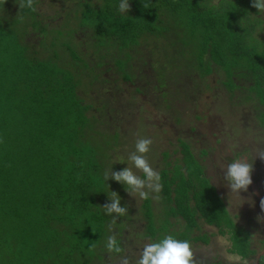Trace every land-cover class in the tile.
<instances>
[{"label": "trees", "instance_id": "1", "mask_svg": "<svg viewBox=\"0 0 264 264\" xmlns=\"http://www.w3.org/2000/svg\"><path fill=\"white\" fill-rule=\"evenodd\" d=\"M11 1L16 0H0L2 10ZM73 1L70 17L74 13L75 28L43 27L37 0H32L31 8L26 0H18L20 16L10 19L9 13L6 22L0 21V264H112L103 253L108 251L126 258L128 264H137L140 258L141 250L136 253L134 239H128L135 228L132 215L107 214L103 207L117 181L106 179L105 155L87 133L93 126L88 112L94 106L79 95L78 76L56 61L55 47H62L75 62H83L74 43V36L83 41L79 32L83 38L92 33V46L114 42L120 50L138 47L147 36L164 37L167 43L173 36L168 46L187 60L199 78L222 71V84L231 93L242 89L241 81L247 83L245 98L256 101L254 113L264 126V40L257 34L263 20L256 16L259 12L251 0H129L127 12L119 10L121 0H103L100 6L92 0ZM28 26L42 35V46L53 49V56L41 58L25 43L23 30ZM128 67L130 61L123 63L117 75L132 84L134 74ZM176 70L183 72L181 67ZM162 79L160 75L163 88L168 81ZM175 152L181 155L180 149ZM204 169L192 173L209 182ZM163 182L169 203L163 204L162 197L155 207L148 197L142 205L143 219L152 232L170 234L181 223L192 232L193 240L201 223L230 227L209 183L207 188L188 175L177 182ZM165 206H170L168 213L163 211ZM164 214L170 231L162 226ZM237 235L235 252L244 258L254 253L248 236ZM172 236L190 240L185 235ZM109 237L115 241L112 249L107 247ZM143 238L151 243L159 240L155 233Z\"/></svg>", "mask_w": 264, "mask_h": 264}, {"label": "rangeland", "instance_id": "2", "mask_svg": "<svg viewBox=\"0 0 264 264\" xmlns=\"http://www.w3.org/2000/svg\"><path fill=\"white\" fill-rule=\"evenodd\" d=\"M17 1L9 2L6 5V8H8L6 11L5 9L2 10L5 6L0 5L1 22H4V19L6 22L5 16L9 13L11 14L8 15L10 19L15 15L20 16V6ZM92 1L99 6L103 4V0ZM210 1L217 3L219 0ZM74 2L73 0H37L36 10L40 14L42 26H46L50 30H65L66 25L76 26V20L73 21L74 13L70 17L71 12L75 9L73 7ZM256 16L263 20V24L257 29V34L264 40V13L256 14ZM168 24L173 27L175 23L169 22ZM23 31L27 33L24 36L25 43L36 50L41 58L53 56V49H46L42 46V35L38 34L33 27L28 26V29ZM52 34L50 32L46 35L48 44ZM79 36L83 41H78V36H74V43L77 45L76 48L80 52L83 62H75L70 53L62 47H55V51L59 54L56 61L59 62L60 66L78 76L77 80L80 81L79 95L87 103L94 106V109L88 112L93 126L90 130H87V133L97 147L99 146V150L102 149V153L105 155L103 160L107 164V177H110V179L112 172L120 171L126 167L143 178V173L135 169L128 159L135 150L136 141L140 138H150L152 141L145 158L160 175V184L162 183L161 190L158 193H149L151 203L155 207L159 205L158 201L162 197L163 204L167 205L169 203L162 191L163 180L172 183L188 175L195 183L202 182L208 188L209 182L206 179L199 180L192 173L204 169L201 160L205 158L207 152L202 148H208V161H210L212 173H208V178H210V175H215L212 170H216L220 162H225L224 166L231 162L229 158L220 155V140L227 142V147L232 152L242 149V145H247L245 147L249 148L248 144L253 142L262 144L263 152L261 151L260 155H264V126L260 122V118L254 113L256 101L245 98L249 94L245 91L247 83L245 84L244 81H241L244 91L240 88L231 93L222 84L225 79L222 71L216 76L210 75L199 78L188 67L187 60L178 56V52V54H175L176 51L168 46V43L170 44L175 39L172 35V38L168 39V43L164 37L156 39L154 36H147L141 40L138 47L123 50H120L119 45L114 42L101 48L96 45L92 46L94 36L91 32L84 38L79 32ZM126 61H130L131 67H128L127 71L130 69L129 71L134 74L132 84L124 83L117 75ZM179 67L182 68L183 72L178 76L175 71ZM160 75L163 77V82L168 81V84L165 83L166 86L163 88L160 87V81L158 80ZM225 85L227 87L226 83ZM136 89H141L140 93H136ZM106 100L110 104H106ZM178 119H183L184 122H180L181 120L178 121ZM198 126L205 133H207V128L208 130L210 127L214 128V131L210 134L211 138L214 135L217 137L214 145L209 141L206 144H204L205 142L202 143L196 129ZM194 129L195 133L191 135L190 131ZM182 133L190 134L188 142L192 144V148L188 142L179 141L182 138ZM176 149H180L181 155L177 156ZM197 152L199 153L197 154ZM260 155L258 161L264 163V159ZM234 156H237V154ZM111 182L114 183L115 180L111 179ZM214 182L216 181L214 180ZM116 184L117 187L108 193L109 195L104 202L109 204L112 198H116L113 194L115 193L119 197L120 206L127 210L124 217L130 218V215H132L135 228H131L130 232L133 235L130 234L128 239H134L133 246L136 253L137 250H142L146 244L151 243L150 238H143L144 234L151 236L155 233V237H159L160 240L161 236L174 235L175 233L181 237L185 235L190 238L189 242L192 241V232L186 231L184 229L186 227L180 225L181 223L176 227L174 225L172 227L173 233L170 234L167 232H163L164 234L158 233V231L152 232L153 230H150L148 226L146 227V220L143 219L146 215L145 210L143 211L142 208L144 199L140 198L137 193L132 192L131 189H127L124 184L120 182ZM110 185L112 186V184ZM110 185L108 189H110ZM197 186L200 185L197 184ZM261 189L264 190V185H261ZM198 190L201 191V188H198ZM215 197L222 203L220 206L223 208L221 212L223 218L225 216L227 221L231 222L229 224L232 235L230 238L234 243V249L239 239L237 233L242 232L248 236L250 245L259 250L262 242L256 240L252 231L254 216L250 221L251 215L248 211H244L240 215L241 219L239 221L246 229L234 230L232 226L235 224L232 225V218L227 214L228 211H225L226 206L222 197L217 193ZM169 207L165 206L163 211L168 213ZM155 214L158 215L157 210ZM162 219V226L170 231V225L165 223L167 220L165 214ZM172 222H175V220H172ZM249 222H252V226ZM245 223L247 224L245 225ZM257 229H255L256 232ZM140 235L142 236L139 237ZM261 237L264 239V234ZM201 238L203 237L199 236L198 240ZM204 240H209V238H204ZM152 242H156V240H152ZM234 249L232 251L237 252ZM103 253L108 255V259L112 264H117L123 260L122 257L111 251ZM128 253L127 251L124 255H128ZM253 254H256L255 251ZM217 256L214 255L212 258ZM134 258H138V256L134 255ZM261 263L264 264V261H261Z\"/></svg>", "mask_w": 264, "mask_h": 264}, {"label": "clouds", "instance_id": "3", "mask_svg": "<svg viewBox=\"0 0 264 264\" xmlns=\"http://www.w3.org/2000/svg\"><path fill=\"white\" fill-rule=\"evenodd\" d=\"M252 7L259 13H264V0H251ZM26 6L32 7V0H26ZM129 0H121L119 10L127 12L129 10ZM152 141L150 138H140L135 143L134 152L128 157L133 167L143 173V178L134 174L130 168H123L120 171L111 173V179L124 184L127 189H131L142 199H147L149 193H158L161 190L160 175L150 166L145 158L149 152ZM264 159V155H260ZM252 164L245 157L234 158L228 163L224 170V179L230 192L238 195L242 191H247L252 183ZM107 179V176H106ZM109 204L103 207L107 214L115 213L122 216L126 213V208L120 206L119 197L115 194ZM261 208L264 209V200H261ZM259 220L260 217H257ZM115 241L109 237L107 247L112 249ZM117 252L119 248L115 249ZM193 252L187 240H180L172 235H166L162 239L146 244L141 250L137 264H193ZM122 264H128L125 258Z\"/></svg>", "mask_w": 264, "mask_h": 264}, {"label": "crops", "instance_id": "4", "mask_svg": "<svg viewBox=\"0 0 264 264\" xmlns=\"http://www.w3.org/2000/svg\"><path fill=\"white\" fill-rule=\"evenodd\" d=\"M201 164L205 168V171H204L205 176L208 179V173L212 174L211 170L209 171L210 166L208 168V155H206L205 158L203 160H201ZM212 171L214 172L216 170H212ZM213 176L210 175L211 179L209 178V185H211L212 188L216 191V193L220 197H222V199L225 203V206H226V210L228 211V214L231 216V218L234 220L235 223H238L240 229H243V228L246 229V227H244L239 221L241 219L240 215H242V213L244 211H248V213L251 215L250 221H251L252 216H254L252 219L253 223H255L253 220H257V217H260V219H261V217L264 218V209L261 208V200H264V194H262V193H264V190L261 189V183L260 182L259 183L255 182L254 183L255 185H253V188L254 189L256 188L255 198L253 199V198L247 196V194L245 192L244 193L240 192L238 195L231 193L230 189L227 187L226 181H225V184L223 186V184L216 181V178ZM214 180L216 182H214ZM254 189H253V191H255ZM258 207L261 208L262 211H260L261 213L258 216H256V212L254 210L258 209ZM237 217H238V219H235ZM252 222H249L251 226H252ZM247 223H245V225ZM201 224H202L200 226L201 229L196 232V235L194 236L195 238L190 242V247H191V250L193 252V256L195 253H198V256H199L198 260L212 258L211 253L215 252L214 246L215 247L218 246L219 247L218 250H220V251L224 250L225 253H226V250L229 246L232 247V245H233V247H234V244L231 245V243L233 241L231 240L230 236H232V235L230 233V229L226 228L227 224H222L220 227H217V225H205V223H201ZM247 227H248V225H247ZM247 230H249V229H247ZM228 231L230 233V236L229 235L225 236V232H228ZM252 231L254 233V231H255L254 228ZM199 236H202L203 238L198 240ZM204 238H207V239L209 238V240H204ZM229 242H230V244H229ZM259 257H261V255ZM231 258L234 259V262L232 264H244V257L238 255V253L232 255ZM193 264H197V262L193 261ZM204 264H216V263H214V262L207 263L206 262Z\"/></svg>", "mask_w": 264, "mask_h": 264}, {"label": "flooded vegetation", "instance_id": "5", "mask_svg": "<svg viewBox=\"0 0 264 264\" xmlns=\"http://www.w3.org/2000/svg\"><path fill=\"white\" fill-rule=\"evenodd\" d=\"M177 71H178V76H179L182 72H181V70H176V74H177ZM131 83H133V82H131ZM180 117H182V116H180ZM179 120H181L180 122H184L183 119H178V121ZM196 129H197V133L201 137L202 143L205 142L204 144H206L209 141L214 145L217 137H216V135H214L212 138L210 137V134L212 133V131H214V128L210 127V129H209L210 132L207 128V131H206L207 133H205V131L203 129H202L203 131H201L199 126ZM190 132H191L190 134L193 135L195 133V129L191 130ZM176 134L178 135V133H176ZM190 134L182 133V138L179 141L188 142V138L190 137ZM194 137H195V135H194ZM188 144L191 146V148L193 147L191 143L188 142ZM219 144H221V149L219 150L221 152L220 155H223V157L229 158L231 160V162L234 158L245 157L248 160V162L252 164V173H251L252 183H251V185H249L247 191H242V192L243 193L245 192L247 194V196L254 199L255 198V192H256V188L255 189L253 188V185H255L254 183L260 182L261 185H264V163L258 161V156L263 152L262 151L263 145L262 144H256L253 142L251 144H248L249 148L245 147L247 145H242V147H241L242 149L237 148L238 150H236V151L234 150L235 152H232L227 147L228 146L227 142L220 140ZM202 150H205V152H207L206 155H208V148H202ZM235 154H237V156H234ZM224 163L225 162H223V161L220 162L218 164V167L216 168V171H214L215 172L214 177L216 178V181H218L219 183H222L223 186L225 184L224 170L226 169V166H224ZM208 165L210 166V161H208ZM252 188L255 191H253ZM262 194H264V193H262ZM254 211L256 212V216H258L261 213L260 211H262V209L258 207V209H255ZM235 219H238V217ZM253 221L256 222V220H253ZM257 222L259 224L253 223L254 224L253 227L255 229L258 228L257 232L254 229L255 230L254 235L256 237V240L262 242V246L260 247L259 250H257L254 247H252V245H250V248H251L250 251L251 252L255 251L256 254H253V253H252L253 255L249 254L248 257L244 258V264H262L261 261H264V239L261 237V235L264 234V218L261 217L260 220L257 219ZM232 225H234V226H232V227H234V230L240 229L238 223H235L234 220L232 221ZM256 226H257V228H256ZM226 228L230 229L229 226H227ZM227 235L230 236L229 231L225 232V236H227ZM232 244H234V243L232 242ZM214 249H215V252L211 253V256L218 255L217 257L198 260V257H199L198 253H195L194 256L192 257V260L194 262H197V264H201V263L204 264L206 262L207 263L214 262L217 264H232L234 262V259L231 258V256L234 254H237V253L232 251L234 249L233 245H232V248L231 247L227 248L229 251L226 250V253L224 250H222V251L218 250L219 249L218 246L217 247L214 246ZM260 255H261V257H259Z\"/></svg>", "mask_w": 264, "mask_h": 264}, {"label": "bare ground", "instance_id": "6", "mask_svg": "<svg viewBox=\"0 0 264 264\" xmlns=\"http://www.w3.org/2000/svg\"><path fill=\"white\" fill-rule=\"evenodd\" d=\"M229 244H230V242H229ZM231 245H232V243H231ZM230 247V246H229ZM232 248V247H231ZM228 250V249H227ZM229 251V250H228ZM217 264V263H216Z\"/></svg>", "mask_w": 264, "mask_h": 264}]
</instances>
